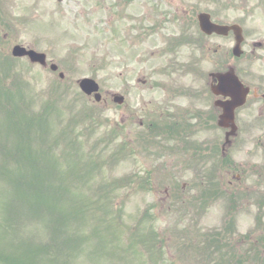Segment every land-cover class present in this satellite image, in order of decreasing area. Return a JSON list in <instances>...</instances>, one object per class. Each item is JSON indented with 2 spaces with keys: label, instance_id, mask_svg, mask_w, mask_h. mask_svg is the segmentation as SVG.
Instances as JSON below:
<instances>
[{
  "label": "rangeland",
  "instance_id": "obj_1",
  "mask_svg": "<svg viewBox=\"0 0 264 264\" xmlns=\"http://www.w3.org/2000/svg\"><path fill=\"white\" fill-rule=\"evenodd\" d=\"M186 4L187 0H0L1 20L10 24L9 30H2V39L47 54L49 63L65 74L62 81L49 67L12 54L0 60V264L209 262L203 253L199 256L204 247L190 239L218 227L220 210L214 205L202 218L199 209L180 202L184 196L187 202L201 196L199 188H187L185 194L182 188L199 182L196 172L176 173V187L166 189L173 184L170 174L175 177L168 166L153 175L160 187H141L144 170L154 162L149 150L155 144L146 147L142 138L134 139V133L128 138L125 131L123 137L118 129L129 116L124 109L157 97L156 90L142 88L143 80L155 86L202 84L199 74L187 71L185 45L178 54L167 52L168 40L185 32L172 17ZM138 20L149 33L153 26L157 33L144 35L140 42ZM247 36L249 42L263 37L264 26L248 28ZM218 43L230 59L234 39ZM215 60L211 56V71ZM260 61L255 70L258 82L263 79ZM85 78L100 85V107L81 93L78 82ZM126 90L131 93L129 106L114 104L113 97L125 96ZM247 121L245 113V125ZM254 133H260L258 128ZM131 140L140 149H135V156L128 155ZM235 219L236 238L252 229L254 214L244 210ZM162 238L167 244L161 247ZM164 246L169 258L158 251Z\"/></svg>",
  "mask_w": 264,
  "mask_h": 264
},
{
  "label": "flooded vegetation",
  "instance_id": "obj_2",
  "mask_svg": "<svg viewBox=\"0 0 264 264\" xmlns=\"http://www.w3.org/2000/svg\"><path fill=\"white\" fill-rule=\"evenodd\" d=\"M175 13L172 22L185 28V32L182 31L178 39L179 45L174 43L169 52L178 54L185 45L187 71L196 77L199 74L202 84L155 86L143 80L142 88L156 90L157 97L124 109L129 116L123 122V137L125 131L128 138L134 133V139L141 141L147 133L150 140L154 139L156 146L150 157L155 164L145 171L155 172L157 168L163 171L169 166L180 174L193 170L200 173L205 213L208 214L214 205L218 207L221 213L218 231L223 237L236 235L235 218L239 213L246 210L254 214L253 227L246 233L249 235L247 242H250L246 254L253 260L264 246L260 244L264 243V36L249 42L247 29L264 26V0H187L185 7L176 8ZM204 15L209 16L215 26L242 28L244 42L239 57L229 53L231 58H227L225 53L223 55V46L218 43L234 39L232 32L227 38L203 33L200 19ZM8 24L2 22L0 16V60L11 55L16 46L12 39L8 42V37H1L2 30L9 28ZM138 30L141 42L146 33L141 20H138ZM6 35L9 36V32ZM211 56L216 57L213 71L209 69ZM260 60L263 61V79L258 82L255 70ZM229 71L249 89L246 105L236 113L238 133L234 137L218 127L223 114L221 106L228 98L214 91L218 87L215 76ZM130 96V91L126 90L123 96L126 107L130 104ZM250 109L253 112H249ZM245 113H248L246 125ZM254 128L260 133L255 134ZM130 143L135 148L134 141ZM136 150L131 151L135 153ZM166 157L169 159L163 161ZM213 173H216V180Z\"/></svg>",
  "mask_w": 264,
  "mask_h": 264
},
{
  "label": "water",
  "instance_id": "obj_3",
  "mask_svg": "<svg viewBox=\"0 0 264 264\" xmlns=\"http://www.w3.org/2000/svg\"><path fill=\"white\" fill-rule=\"evenodd\" d=\"M15 56H18V57L29 56L31 61L34 62V63H41L42 65L46 64L45 55L35 53L34 51L26 52L24 49H21L20 47L15 49ZM52 69L54 71H56L57 67L56 66H52ZM61 77L64 78L63 74L61 75ZM80 87H81L82 91L84 93H86L87 95H92L93 93H97L99 91V86L97 85V83L95 81H93V80H90V79H85V80L81 81ZM96 99H97V101H100L101 100V96L100 95H96ZM236 106H238V104H236L233 107L231 112L234 111ZM229 119L231 121L232 114L230 115ZM221 125H223V124H221ZM223 126H227V124H225Z\"/></svg>",
  "mask_w": 264,
  "mask_h": 264
}]
</instances>
